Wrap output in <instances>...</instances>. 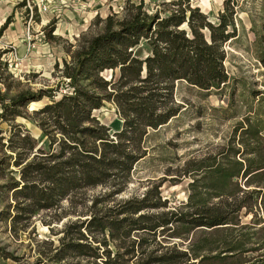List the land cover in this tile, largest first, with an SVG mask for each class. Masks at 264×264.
Here are the masks:
<instances>
[{
  "label": "trees",
  "instance_id": "16d2710c",
  "mask_svg": "<svg viewBox=\"0 0 264 264\" xmlns=\"http://www.w3.org/2000/svg\"><path fill=\"white\" fill-rule=\"evenodd\" d=\"M193 1L171 0L149 13L144 0H126L121 13L96 18L102 31L70 64L63 62L55 87L9 98L0 91V122L9 124L5 135L0 130V177L7 178L0 188L12 199L0 221L10 222L18 237L37 213L58 211L66 200L70 211L63 216L79 217L54 234L56 243L39 242L31 264H264V90L230 76L224 65V46L237 39L235 2L226 1L213 23ZM54 26L51 20L45 28L49 41ZM252 30L264 68V21ZM106 71L112 72L109 79ZM183 84L205 96L227 93V107L218 110L237 120L224 143L184 164L178 177L191 180L185 203L168 208L160 183L107 205L147 156L149 131L187 112L176 100ZM44 99L27 113L30 103ZM106 103L122 121L112 135L93 115ZM20 117L35 119L43 143L15 123ZM98 187L104 192L76 211L75 197Z\"/></svg>",
  "mask_w": 264,
  "mask_h": 264
},
{
  "label": "rangeland",
  "instance_id": "374dc122",
  "mask_svg": "<svg viewBox=\"0 0 264 264\" xmlns=\"http://www.w3.org/2000/svg\"><path fill=\"white\" fill-rule=\"evenodd\" d=\"M126 0H0V27L7 18H11L8 27L0 34V91L11 97L20 91L53 88L59 81L58 71L63 62L70 64L73 55L88 39L102 31V25L95 23L96 18L105 19L109 14L121 13ZM138 3L140 0H130ZM171 0H144L149 13L156 9L167 8L163 3ZM236 4L237 39L227 42L225 68L234 78H247L258 83L257 89L264 90V68L258 64L255 56L254 23L260 27L264 21V0H205L193 1L192 6L199 7L213 23L224 10V3ZM24 3V6H19ZM36 8V10H34ZM54 20L52 40L45 37V28ZM146 55L143 48L138 51ZM58 67V69H57ZM112 72L102 75L109 79ZM60 90L58 95L62 93ZM206 94L186 85L176 89V100L188 109L185 114L168 125L149 131L144 147L147 156L133 169L125 190L107 200L111 206L131 196H142L153 185L160 184L162 200H167L168 208L185 203L188 196L189 178L181 176L182 168L189 159H199L218 145L224 143L237 118L232 112L224 114L220 108H226L228 95L216 92ZM58 97V96H57ZM46 99L29 104L28 114L41 108ZM188 104V105H187ZM238 108L242 106L237 100ZM238 116L244 108L237 110ZM93 115L99 122L110 129V134L119 132L122 121L115 106L106 103ZM16 124L22 125L39 144L43 143L42 132L33 118H17ZM0 130L5 135L9 124L0 122ZM7 178L0 177V186ZM104 192L101 187L81 192L74 199L76 211L89 207L91 200ZM10 193L0 188V211L10 199ZM70 211L69 201H63L58 211L40 212L32 219L29 226L20 230L18 237H13L11 223L0 221V264H31L39 251V242L52 240L57 242L58 233L69 220L79 218L77 214L63 213ZM56 215L58 218H56Z\"/></svg>",
  "mask_w": 264,
  "mask_h": 264
},
{
  "label": "water",
  "instance_id": "95a60500",
  "mask_svg": "<svg viewBox=\"0 0 264 264\" xmlns=\"http://www.w3.org/2000/svg\"><path fill=\"white\" fill-rule=\"evenodd\" d=\"M198 7V6H197Z\"/></svg>",
  "mask_w": 264,
  "mask_h": 264
}]
</instances>
